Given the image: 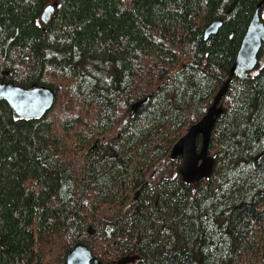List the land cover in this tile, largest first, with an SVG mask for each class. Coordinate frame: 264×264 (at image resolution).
Instances as JSON below:
<instances>
[{
  "label": "trees",
  "instance_id": "obj_1",
  "mask_svg": "<svg viewBox=\"0 0 264 264\" xmlns=\"http://www.w3.org/2000/svg\"><path fill=\"white\" fill-rule=\"evenodd\" d=\"M258 5L264 23V0H0V81L54 91L38 117L0 100V264L78 243L103 264H264V42L230 72ZM219 91L189 187L168 153Z\"/></svg>",
  "mask_w": 264,
  "mask_h": 264
},
{
  "label": "water",
  "instance_id": "obj_2",
  "mask_svg": "<svg viewBox=\"0 0 264 264\" xmlns=\"http://www.w3.org/2000/svg\"><path fill=\"white\" fill-rule=\"evenodd\" d=\"M55 4L46 5L40 12L39 18L43 24H47L51 19L54 12ZM221 25L220 20H214L209 23L203 32L206 38L210 34H215ZM264 42V23L260 18L259 5L253 11V14L249 20L245 33L241 39V43L236 52L235 58L231 65V73L237 77H245L249 71L257 66V54ZM0 99L5 100L15 113L21 117H36L45 113L53 104L54 91L50 87L43 85L33 84L31 87H20L10 83L0 82ZM147 99L145 98L138 102V104L146 105ZM217 97L213 100L211 107L208 109V113L205 114L195 124L191 125L184 136L182 141L186 137H194L198 133L204 135V142L202 149L206 150L207 139L211 127L213 126L216 117L219 115V109L216 107ZM178 141L173 145L172 151L177 148ZM95 146V145H94ZM210 158L203 159L202 164L207 165V175L210 173L209 161ZM198 159H196V162ZM195 168L194 163H190L189 159H184L181 169L187 173L193 171ZM198 173H202L201 169L197 170ZM65 264H103V262L95 258L89 248L83 244L78 243L73 248L67 251Z\"/></svg>",
  "mask_w": 264,
  "mask_h": 264
},
{
  "label": "flooded vegetation",
  "instance_id": "obj_3",
  "mask_svg": "<svg viewBox=\"0 0 264 264\" xmlns=\"http://www.w3.org/2000/svg\"><path fill=\"white\" fill-rule=\"evenodd\" d=\"M143 99L144 98L137 99L130 104L129 112L127 113L126 117L134 116L137 112L141 111L142 109H144L146 107L145 105L138 104V102L143 100ZM187 128H188L187 125L183 126V128L181 129V131L183 130V132L181 135H179V137L177 139H179L180 137H182L185 134V132L187 131ZM202 141H203V135L201 133L196 134L194 137L184 138L182 141H180L177 148H175L176 151H174V154L170 155V153L172 152V149L170 150V152L168 153L170 158L168 160L179 165L178 171H179V167L181 165V162L183 161L184 158L189 159L190 163L198 164L201 167H203L202 163L205 161H203V159L198 156V152L200 151L201 146H202ZM196 159H198L197 163H196ZM161 166H162V164L160 162L155 165V167H157V168H160ZM195 168H196V166H195ZM195 168L189 174L183 173V176L180 177L179 182L187 183L190 187V185L192 184V181L193 182L198 181L195 179H199V180L204 179V178H202L203 176L201 173H196ZM182 177L186 180H188L190 178H193V179L186 181ZM159 181H161V180H159ZM159 181H157V182H159Z\"/></svg>",
  "mask_w": 264,
  "mask_h": 264
},
{
  "label": "bare ground",
  "instance_id": "obj_4",
  "mask_svg": "<svg viewBox=\"0 0 264 264\" xmlns=\"http://www.w3.org/2000/svg\"><path fill=\"white\" fill-rule=\"evenodd\" d=\"M48 4H52V3H48ZM48 4H47V5H48ZM53 4H55V3H53ZM52 15H53V14H52ZM257 59H258V58H257ZM257 62H258V61H257ZM230 72H231V70H230ZM5 73H6V72H5ZM231 74H232V73H231ZM232 75H233V74H232ZM246 76H247V75H246ZM240 78H243V77H240ZM0 82H4V81H0ZM5 83H9V82H5ZM10 84H11V83H10ZM13 85H16V84H13ZM17 86H19V85H17ZM20 87H21V86H20ZM221 93H222V92L219 91V92L215 95V97H214V99L217 97V104H216V107L219 109V114H220L221 108H220V106L218 105V102H219V99H218V98H219V96H220ZM145 98H148V99H147V103H146V105H148V103H149V96L144 97V99H145ZM214 99H213V100H214ZM0 100H3V99H0ZM212 103H213V101H212ZM146 105H145V106H146ZM211 105H212V104H211ZM211 105L207 108L205 114L208 113V109L211 107ZM14 112H15V111H14ZM43 114H44V113H43ZM43 114H42V115H43ZM205 114H204V115H205ZM204 115H203V116H204ZM18 116H19V115H18ZM39 116H41V115H39ZM203 116H202V117H203ZM218 116H219V115H218ZM20 117H21V116H20ZM36 117H38V116H36ZM202 117H201V118H202ZM24 118H26V117H24ZM27 118H30V117H27ZM201 118H200V119H201ZM200 119H199V120H200ZM214 123H215V122H214ZM194 124H195V123H194ZM192 125H193V124H192ZM213 125H214V124H213ZM190 126H191V125H190ZM190 126H189V127H190ZM189 127H188V128H189ZM212 127H213V126H212ZM212 127H211V129H212ZM188 128H187V129H188ZM210 132H211V130H210ZM185 133H186V132H185ZM201 134H202V133H201ZM202 135H203V134H202ZM183 136H184V135H183ZM183 136H182V137H183ZM209 136H210V133H209ZM182 137H180V138H179L174 144H176L178 141H180ZM208 140H209V138L207 139V142H206V143H207V146H208ZM97 142H98V140L95 141L94 145H96ZM203 142H204V135H203L202 146H203ZM174 144H173V145H174ZM202 146H201L200 151L198 152V156H199L200 158H202V159H206V158H208V157L210 158V161H209V160H208V161H209V167H210V173H211V170H212V166H213V162H214V161H213V159H212V158L208 155V153H207V146H206V150H205V149H202ZM172 147H173V146H172ZM171 149H172V148H171ZM174 151H176V150H174ZM174 151H172L171 154H174ZM184 159H186V158H184ZM184 159H183V160H184ZM182 163H183V161L181 162V165H180V167H179V173H180L181 176H183V173H187L186 171H182V169H181ZM196 163H197V162H196ZM202 165H203V164H202ZM195 166H196V168H195L196 173H198V172H197L198 169H201V170H202V173H201L202 176H203L202 178L208 177V176L210 175V173L207 175V171H208V167H207V165H203V167H201L200 165L195 164ZM191 172H192V171H191ZM191 172H189V173H191ZM189 173H187V174H189ZM182 178H183V177H182ZM183 179H184V178H183ZM191 179H193V178H190V179H188V180L184 179V180L189 181V180H191ZM195 180H199V179H195Z\"/></svg>",
  "mask_w": 264,
  "mask_h": 264
},
{
  "label": "rangeland",
  "instance_id": "obj_5",
  "mask_svg": "<svg viewBox=\"0 0 264 264\" xmlns=\"http://www.w3.org/2000/svg\"><path fill=\"white\" fill-rule=\"evenodd\" d=\"M130 258H131V261H133V259L137 258V255H132ZM128 261H130V260H128Z\"/></svg>",
  "mask_w": 264,
  "mask_h": 264
}]
</instances>
